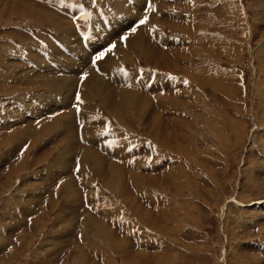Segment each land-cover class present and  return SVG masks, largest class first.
<instances>
[{
	"label": "rangeland",
	"instance_id": "obj_1",
	"mask_svg": "<svg viewBox=\"0 0 264 264\" xmlns=\"http://www.w3.org/2000/svg\"><path fill=\"white\" fill-rule=\"evenodd\" d=\"M76 1L89 18L90 0ZM151 1L162 45L140 29L97 61L102 75L87 71L77 112L103 126L76 131L70 103L89 51L51 4L0 0V119L17 118L0 126V264H264V205L233 206L264 198V0ZM52 28L78 56L64 58L60 76L41 69L33 48L59 54ZM136 156L147 163L128 160Z\"/></svg>",
	"mask_w": 264,
	"mask_h": 264
},
{
	"label": "bare ground",
	"instance_id": "obj_2",
	"mask_svg": "<svg viewBox=\"0 0 264 264\" xmlns=\"http://www.w3.org/2000/svg\"><path fill=\"white\" fill-rule=\"evenodd\" d=\"M19 1H20V0H19ZM14 3H15V2H14ZM20 4H21V3H20ZM25 4H26V3H25ZM11 5H12V4H11ZM21 5H22V4H21ZM2 6H3V5H2ZM24 6H25V5H24ZM26 6H28V5H26ZM14 7H15V6H14ZM14 7H13V8H14ZM19 7H21V6H19ZM19 7H18V8H19ZM18 8H16V9H18ZM30 8H31V6H28V7H27V9L32 10V9H30ZM19 9H20V8H19ZM24 9H25V8H24ZM24 9H23V10H24ZM23 10H22V11H23ZM17 11H18V10H17ZM22 11H21V12H22ZM24 11H25V10H24ZM24 11H23V12H24ZM35 11H36V10H35ZM40 11H41V10H40ZM18 12H19V11H18ZM27 12H28V10H27ZM38 12H39V10H38ZM42 12H43V11H42ZM44 12H45V11H44ZM36 13H37V12H36ZM32 14H33V13H32ZM43 14H45V13H43ZM33 15H35V14H33ZM39 16H40V15H39ZM43 16H44V15H43ZM45 16H46V15H45ZM45 16H44V17H45ZM49 16H50V15H49ZM35 17H36V16H35ZM32 19H33V17H32ZM34 19H35V18H34ZM48 20H49V19H48ZM263 40H264V39H263ZM126 47H127V45H126ZM134 47H135V46H134ZM123 49H124V48H123ZM123 49H122V50H123ZM124 50H126V49H124ZM116 53H117V52H116ZM114 56H116V55H114ZM114 56H113V57H114ZM117 61H118V60H117ZM118 62H119V61H118ZM120 62H122V61H120ZM116 63H117V62H116ZM68 64H69V63H68ZM120 64H121V63H120ZM206 71H207V70H206ZM91 76H92V75H91ZM93 77H94V76H93ZM90 78L92 79V77H90ZM205 78H206V77H205ZM197 79H198V78H197ZM92 80H93V79H92ZM94 80H95V79H94ZM98 80H99V79H98ZM98 80H97V81H98ZM200 81H201V80H200ZM88 82H89V81H88ZM72 83H73V82H72ZM90 83H91L90 86L94 89L95 94H98L97 96L100 95V96H101V99H103V97L106 96V93H107L106 91L108 90V89H107V88H108L107 85L104 84V86H103V84L101 83L102 86H103V88H101L102 86L97 85L96 82H95V83L93 82V84H92V82H90ZM90 83H88V84H90ZM88 84H87V85H88ZM88 87H89V86H88ZM262 88H263V87H262ZM106 89H107V90H106ZM89 91H90V90H89ZM92 93H94V92H92ZM107 94H109V93H107ZM89 96H90V94H89ZM92 97H94V96H92ZM107 97H108V96H107ZM127 98H128V96H127ZM127 98H126V99H127ZM105 100L107 101V99H105ZM123 100H124V99H123ZM106 101H105V102H106ZM103 102H104V100H103ZM175 102H176V101H175ZM107 103H108V102H107ZM101 104H102V103H101ZM123 104H124V103H123ZM144 107H145V106H144ZM147 109H148V108H147ZM144 110H145V109H144ZM116 114H117V113H116ZM155 121H156V120H155ZM64 127H65V126H64ZM88 158H90V157L88 156ZM117 186H118V185H117ZM66 187L70 188V185L68 184ZM68 188H67V189H68ZM69 192H70V191H69ZM69 192H68V193H69ZM88 215H89V214H88ZM87 221H88V220H87ZM83 227H84V226H83Z\"/></svg>",
	"mask_w": 264,
	"mask_h": 264
},
{
	"label": "snow or ice",
	"instance_id": "obj_3",
	"mask_svg": "<svg viewBox=\"0 0 264 264\" xmlns=\"http://www.w3.org/2000/svg\"><path fill=\"white\" fill-rule=\"evenodd\" d=\"M147 21V17L145 16L144 19H141L139 21L140 24H144ZM132 31H135V28L132 29ZM122 39H126V37H122ZM116 47L115 44H111L109 45V47L105 50V51H101L98 55L95 56V58L93 59L92 63L93 65L96 64L97 61L103 59L108 53H110L114 48ZM86 75V74H85ZM77 99H79V97H77Z\"/></svg>",
	"mask_w": 264,
	"mask_h": 264
},
{
	"label": "crops",
	"instance_id": "obj_4",
	"mask_svg": "<svg viewBox=\"0 0 264 264\" xmlns=\"http://www.w3.org/2000/svg\"><path fill=\"white\" fill-rule=\"evenodd\" d=\"M193 75V74H192Z\"/></svg>",
	"mask_w": 264,
	"mask_h": 264
}]
</instances>
